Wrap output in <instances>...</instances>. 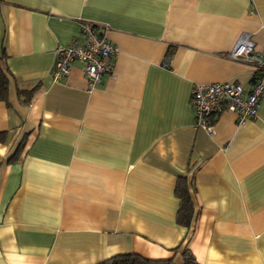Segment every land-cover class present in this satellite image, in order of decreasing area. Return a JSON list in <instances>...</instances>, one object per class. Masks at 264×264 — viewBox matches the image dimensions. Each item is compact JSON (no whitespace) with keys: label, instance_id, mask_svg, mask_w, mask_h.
<instances>
[{"label":"crops","instance_id":"crops-1","mask_svg":"<svg viewBox=\"0 0 264 264\" xmlns=\"http://www.w3.org/2000/svg\"><path fill=\"white\" fill-rule=\"evenodd\" d=\"M84 20L117 45L112 69L90 86L75 60L54 81V48ZM242 32L264 47V0H0V264H181L184 247L199 264H264V97L213 135L191 104L194 83L250 85L252 66L225 56Z\"/></svg>","mask_w":264,"mask_h":264},{"label":"built area","instance_id":"built-area-1","mask_svg":"<svg viewBox=\"0 0 264 264\" xmlns=\"http://www.w3.org/2000/svg\"><path fill=\"white\" fill-rule=\"evenodd\" d=\"M98 27L93 21L84 20L80 24L79 42L72 41L54 48L51 72L54 81L63 78L75 60L82 62L90 86L110 73L118 47ZM225 56L252 66V81L247 88L236 81L193 84L194 124L210 135L215 131V117L222 112H234L237 122L242 123L256 116L259 102L264 97V47L257 48L250 34L242 32Z\"/></svg>","mask_w":264,"mask_h":264},{"label":"trees","instance_id":"trees-1","mask_svg":"<svg viewBox=\"0 0 264 264\" xmlns=\"http://www.w3.org/2000/svg\"><path fill=\"white\" fill-rule=\"evenodd\" d=\"M171 53V51H169ZM5 57L4 48L1 45L0 38V100H8V76L6 69L2 66V60ZM35 90V87L29 89H18V95L22 102H28ZM19 152V147L15 153ZM14 156V155H12ZM12 158V157H10ZM176 195L179 198V208L177 212V222L183 226L189 227L194 216L193 203L187 181L184 177H180L176 184ZM181 264H199L194 258L191 251L184 247L181 251ZM96 264H176L173 258H147L135 252L118 253L104 259Z\"/></svg>","mask_w":264,"mask_h":264}]
</instances>
